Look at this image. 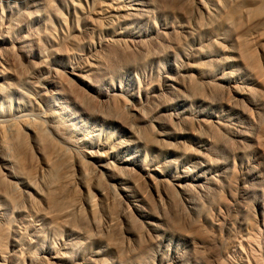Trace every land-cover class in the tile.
I'll return each mask as SVG.
<instances>
[{
	"label": "rangeland",
	"instance_id": "obj_1",
	"mask_svg": "<svg viewBox=\"0 0 264 264\" xmlns=\"http://www.w3.org/2000/svg\"><path fill=\"white\" fill-rule=\"evenodd\" d=\"M110 1L0 0L2 92L12 108L19 100L29 108L16 113L20 120L32 124L53 110L69 128L49 135L66 154L74 182L66 180L67 199L83 219L56 237L46 233L42 243L80 264H215L247 228L261 241L254 256L262 263L264 111L238 101L235 89L208 88L197 77L189 86L188 68L202 62V44L180 40L170 50L169 41L201 16L195 0L183 1V14L174 16L166 0L118 1L129 11L125 20L104 17V6L115 12ZM257 43L264 46V30L253 40L256 50ZM206 71L218 81L221 69ZM239 126L252 138L239 137ZM104 142L116 146L122 163L106 157ZM89 198L97 201L93 215ZM235 253L230 260L239 264L243 255ZM27 262L16 253L6 264Z\"/></svg>",
	"mask_w": 264,
	"mask_h": 264
},
{
	"label": "bare ground",
	"instance_id": "obj_2",
	"mask_svg": "<svg viewBox=\"0 0 264 264\" xmlns=\"http://www.w3.org/2000/svg\"><path fill=\"white\" fill-rule=\"evenodd\" d=\"M48 1L51 2V0ZM118 1L122 0H111L109 3L110 7L111 2L116 7L115 9L112 6V10L115 9L114 13L110 12L111 10L107 7L105 8V6L100 8L105 13L104 17L117 16V18L125 20L126 14L129 11L126 7L128 12L122 9L120 4L118 6ZM183 1L187 2L188 0H166L163 3L170 14L174 16L175 14H183ZM49 2H47L46 9L52 14H56L53 11V6L51 7L48 4ZM195 2L201 9V16L195 19L191 23V26H187L185 30L176 31L174 38L169 41L170 50L175 45L179 46L178 44L180 43L178 42L180 40H184L183 42L187 43L191 39H198V44H202L201 49L204 51L202 62L188 68L189 77L187 76V80L189 79V86L192 85L190 83L197 77L208 88L221 85L235 89L238 101L248 103L255 110L263 112L264 46L257 43L259 44V49L256 50L253 40L259 37L260 33L264 30V0H195ZM51 3H53V0ZM202 31L204 32L203 36H200ZM220 62L225 64L224 69L219 66ZM208 66L221 69L220 74L216 77L217 82L210 80L208 77V72L206 71V67ZM88 68L81 69V72L88 71ZM4 72L6 73L5 69ZM189 86L184 87L185 89L189 88L186 91L194 88ZM1 87L0 264H6L9 260L11 261L16 253L28 259L29 262L26 264H49V258L67 261L68 264H80L79 262L68 260L70 256L67 254V258L65 252L50 250L51 246L49 243L48 245L42 243V238L47 236V234H52L56 237L63 227L73 225L75 218H82L78 203L76 201H68L67 199L68 186L66 180L70 181V186L74 182L65 173L66 154L62 150V147L57 146L59 142L57 143L52 140L56 135L60 136V128H63L65 131L69 129L68 124L61 119L60 113L53 110L45 113L46 115L39 114L41 119L38 118L40 120L35 121L36 123L32 122L31 124V121H28L27 118H21L20 120L17 118L16 113L29 108H26L25 103L19 102V100L13 109L9 94H4ZM11 88H17L14 82ZM3 91L5 92V87ZM26 112L23 114H26ZM28 113L31 114L32 111ZM34 113L33 111V115ZM23 114L21 113L19 116ZM241 126L238 129V136L250 138L249 132L247 133ZM50 132L55 134L53 138H51L52 133ZM29 144L34 148L36 153L32 151V148H28ZM101 144L103 153H105L107 158L111 157L113 161L122 163L121 160L114 157L117 151L114 144L107 142ZM29 149H32V154L34 152L38 156L36 163H34L32 159L34 156H31ZM123 161L125 162L126 159ZM153 169L157 170L158 168L154 167ZM41 172L47 175L44 174L45 177H43L44 175ZM41 174L43 175L41 176L42 187L39 184L41 182L38 183L40 185L38 187L34 179L36 178L37 180V176ZM109 177L115 179L110 174ZM17 184H20L22 188L18 187L20 185ZM124 191L125 196L130 197L131 203L138 207L136 196L130 195L125 189ZM262 193L264 195V191ZM144 198H146L145 195H142V199ZM94 202L91 198L86 201V208L91 215L95 212V203L97 201ZM248 230L246 228L245 232H242L243 234L240 232V235L234 237L233 244L223 251L222 259L215 261V264H233L230 260L232 256L229 257L231 255L229 253L231 252H238L241 256L243 255L242 258L239 257V264H256L258 262H256L259 259L258 256L256 258L254 256V248L260 240L256 241L255 233H251L255 231L250 230V232ZM256 230L258 232V229ZM260 236L259 238H261ZM50 243L52 242L50 241ZM8 246L11 248L9 249ZM260 246L262 247V245ZM260 246L258 245L257 247ZM261 247L258 249H261ZM260 257L263 258L264 256L260 253ZM233 261L235 262V259ZM262 261L264 262V260ZM260 262L259 259L257 264ZM92 263L98 264L96 262Z\"/></svg>",
	"mask_w": 264,
	"mask_h": 264
}]
</instances>
